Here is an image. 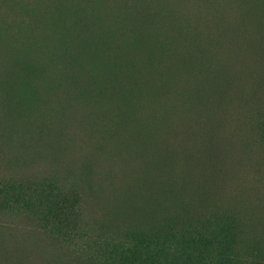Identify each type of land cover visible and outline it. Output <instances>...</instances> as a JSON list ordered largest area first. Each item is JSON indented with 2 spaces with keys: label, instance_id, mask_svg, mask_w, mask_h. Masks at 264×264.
Returning a JSON list of instances; mask_svg holds the SVG:
<instances>
[{
  "label": "rangeland",
  "instance_id": "obj_1",
  "mask_svg": "<svg viewBox=\"0 0 264 264\" xmlns=\"http://www.w3.org/2000/svg\"><path fill=\"white\" fill-rule=\"evenodd\" d=\"M261 102L264 0H0V183L72 208L52 234L0 205V264H114L215 212L264 264Z\"/></svg>",
  "mask_w": 264,
  "mask_h": 264
},
{
  "label": "trees",
  "instance_id": "obj_2",
  "mask_svg": "<svg viewBox=\"0 0 264 264\" xmlns=\"http://www.w3.org/2000/svg\"><path fill=\"white\" fill-rule=\"evenodd\" d=\"M261 103L256 108L264 109ZM261 132L264 136V121ZM214 135L210 130L209 139ZM0 199L4 209H34V215L42 216V227L52 234L72 211L71 203L61 198L51 183H38L28 190L0 183ZM237 235V219L229 213L204 214L175 224L165 234L140 238L112 260H116L114 264H238Z\"/></svg>",
  "mask_w": 264,
  "mask_h": 264
},
{
  "label": "bare ground",
  "instance_id": "obj_3",
  "mask_svg": "<svg viewBox=\"0 0 264 264\" xmlns=\"http://www.w3.org/2000/svg\"><path fill=\"white\" fill-rule=\"evenodd\" d=\"M228 79H230V78H228ZM246 90L248 91V89H246ZM246 90H244V97L247 96V95H246L247 93L245 94V91H246ZM247 91H246V92H247ZM248 93H249V92H248ZM202 107L205 108L203 105H202Z\"/></svg>",
  "mask_w": 264,
  "mask_h": 264
}]
</instances>
